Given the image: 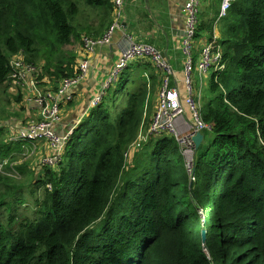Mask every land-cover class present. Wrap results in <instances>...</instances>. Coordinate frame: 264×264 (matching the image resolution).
<instances>
[{
	"label": "trees",
	"instance_id": "1",
	"mask_svg": "<svg viewBox=\"0 0 264 264\" xmlns=\"http://www.w3.org/2000/svg\"><path fill=\"white\" fill-rule=\"evenodd\" d=\"M79 1L98 10L95 24L76 22ZM112 17L110 0H0V90L16 87L19 106L16 114L0 106V216L6 199L29 187L14 157L23 142L11 139L24 102L11 61L34 68L37 85L56 92L80 74L73 39L83 50ZM224 19L217 41L225 67L211 75L200 109L212 138L195 150L192 169L168 134L149 136L144 156L134 149L125 157L162 78L139 59L143 81L121 83L123 107H115L112 88L129 66L73 129L59 159L40 164L37 178L36 163L27 164L34 210L17 215L9 206L0 219V264H264V0H233Z\"/></svg>",
	"mask_w": 264,
	"mask_h": 264
},
{
	"label": "built area",
	"instance_id": "2",
	"mask_svg": "<svg viewBox=\"0 0 264 264\" xmlns=\"http://www.w3.org/2000/svg\"><path fill=\"white\" fill-rule=\"evenodd\" d=\"M233 0H221L218 19L224 17ZM125 0H113V20L101 38H85V48L92 51L98 45L107 44L115 30L122 27L124 16ZM186 22L185 35L182 39V51L185 55L184 78L181 84L174 79V71L169 60L160 50L149 43H143L128 37L127 47L119 55L110 74L103 84L102 89L92 97L90 106H96L105 94L108 86L116 80L122 70L134 59H147L155 69L162 74L159 90L156 94L155 111L148 125L145 136L140 138L138 134L135 141L129 146V152L134 150L139 142L148 139L149 136L160 134L172 135L182 147L183 155L191 156L195 152L194 143L191 136L196 132H203L208 128L201 117V94L193 89V74L196 72L202 83V78L210 72L212 74L221 72L225 65L223 63V52L219 41L216 38L206 42L199 50L198 59L193 56V40L197 33L198 15L200 12V0H187L185 5ZM11 78L15 83L21 85L26 73L29 74V85L36 94L35 103L40 106V118L30 120L27 128L21 129L11 137L15 141H39L46 140L53 148L54 153L50 161L54 162L60 158L61 151L66 144L73 128H69L63 133H56L54 126L60 121L61 96L67 93L73 86L79 84L88 71V59L79 63L80 74L74 79H65L60 83L53 96L44 94L37 85L34 75V68L23 66L21 60L11 61ZM173 75V76H172ZM175 82L172 84L171 82ZM184 93V95H182ZM69 98V96H67ZM79 123V121H78ZM144 140V141H146ZM128 155L126 154L125 157ZM130 157V155H129ZM185 157V156H184ZM49 161V162H50ZM186 161V160H185ZM190 164V162H188ZM1 166V165H0ZM189 169V168H188Z\"/></svg>",
	"mask_w": 264,
	"mask_h": 264
},
{
	"label": "crops",
	"instance_id": "3",
	"mask_svg": "<svg viewBox=\"0 0 264 264\" xmlns=\"http://www.w3.org/2000/svg\"><path fill=\"white\" fill-rule=\"evenodd\" d=\"M220 1L221 0H201L197 34L193 40V46L197 56L200 48L206 42L213 38L218 39V31L215 30L213 24L218 19L217 13L215 12L219 10ZM110 2L113 7V0H110ZM186 2L187 0H125L122 27L113 32L107 44L96 46L92 51H88L86 54L87 56L83 52L80 55L79 63L88 59V71L85 78L79 84L73 86L66 94L61 96V116L60 121L54 126L55 132L59 134L67 131L69 128H73L74 125L78 124V121L80 122L88 115L92 107L90 106L92 97L102 89L119 55L127 47L128 37L138 42L149 43L160 50L172 66L174 79L178 80L181 84V80L184 78L183 68L185 62V55L182 51L181 43L185 35ZM97 11L98 10L89 11L88 24H95L97 22ZM209 24H212V26L209 35H207L204 28L208 29ZM105 28L106 26H104V28L102 27L98 32L91 30L90 36L101 35ZM137 62H139V59H134L130 63L134 64ZM154 69H152L153 72H158ZM117 79H119V77H117L116 80ZM29 80V74L26 73L25 79L21 81L20 89L24 97V105L21 104L23 109L19 111V117L13 118L12 121V126H14L16 130L17 127H20L21 122L22 124H26L21 128L24 129L27 128L30 122L29 119L33 120L37 118V116H40V106L35 102H27L26 95L29 96V92L31 91L34 95L29 85ZM114 81L115 80H113V82ZM171 83L175 84L173 81ZM159 84L156 87L157 91L160 87ZM59 85L60 84H58V87ZM39 88L46 95L53 96L55 94L53 91L49 90L50 86ZM157 91L154 100H156ZM182 95H184V93ZM67 96H69V98H67ZM18 107V105H15V108ZM32 112L34 114H32ZM149 119L150 116L148 117L146 125H149ZM42 143H44L45 147L43 151L48 150L49 155H52L54 150L50 145L48 146L47 141L43 142L39 140L33 142L35 145Z\"/></svg>",
	"mask_w": 264,
	"mask_h": 264
},
{
	"label": "rangeland",
	"instance_id": "4",
	"mask_svg": "<svg viewBox=\"0 0 264 264\" xmlns=\"http://www.w3.org/2000/svg\"><path fill=\"white\" fill-rule=\"evenodd\" d=\"M200 4H201V0H200ZM79 8H80V12H79L78 16L76 17V22L79 24L80 27L86 26L88 24V13L90 11V7L86 6L84 2L79 1ZM198 18H200V15H198ZM226 25H227V21H226V19H224V17H222L220 19H217L214 22V24H213V26L215 27V30L218 31V37L217 38L219 40H221L222 37H223L222 30H223V28ZM208 26H209L208 29L204 28V31H205V33L207 35H209V33H210V28H211L212 24H209ZM198 31H202V30H198ZM83 33H85V32L82 31V34ZM198 33H200V32H198ZM72 43H71V46L69 47V49H74V47H75V49H78L79 51H81L78 54V62H79V57L82 54V52L85 55L87 54V48H85V45H83V50H82L81 49L82 48V44H79V42L77 40H75V39H73ZM193 56H194L195 60L198 59L197 53L195 52V49H193ZM128 66L132 70H128V73H126L124 75L125 77L119 79L118 81L114 82V84H113V88L112 89L116 93V96H115V102H116L115 103V107L117 109H120L126 103L125 96L123 94L119 93L120 92L119 88L122 85L121 83L124 80L129 79L128 85H131L130 80L132 78H135L138 82H142L143 81V77H141L140 74H139V70L142 68V65L141 64H137V63H134V64L129 63ZM149 70H150V68H149ZM149 70L147 71L148 73H149ZM209 80H210V72L207 74V76H204L202 78V83H200V78L197 76L196 72H194V74H193L192 86H193V89L196 92H198L200 90L201 103H202V101L204 102L206 98L211 97V94L209 93V91L207 89ZM145 81H147V86L149 87V80L145 79ZM14 84H16V83H14ZM17 85L19 86V87H17V90H20L21 89V85L18 84V83H17ZM13 88H15V92H16V87H13ZM131 88H132V85H131ZM15 92H12V90H11V92H9V94H6V93H3V90H0V106H2V108H7L9 111L12 108V110L16 111L15 112V114H16L17 113V108H14V103L15 102L13 101V98H12V96L16 94ZM26 97H27V102H29V103L30 102H35L36 94L34 93V95H33L32 91H31V92H29V96L26 95ZM147 99L150 102V106H149L148 111L146 113L145 122H147L148 117L150 116V119H149V124H150L151 123V118H152L153 113L155 111V109H154L155 108V104H154L155 102L153 103V101L155 99V94L149 95ZM29 103H28V105H29ZM29 113H30V111H29ZM32 114H34V113L32 112ZM32 118H34V117H32ZM39 118H40V116H37V118H35V120L38 121ZM25 120H24V122H25ZM30 120L31 119H29V121ZM25 125L26 124H22V122H21L20 127H17L16 131H18L19 129L23 128V126H25ZM147 130H148V125L143 124L142 127H141V130L139 132V134L141 135L140 138H142V136L143 137L145 136ZM203 134H204V138H203L201 144H202V146H205L211 140L212 135L210 133V130H206ZM144 140H146V139H144ZM144 140L139 142V145L136 146V148H135V150L137 149L136 150V155L139 156V157L140 156H144V151L141 152L143 144L146 142ZM42 141L45 142L46 140H42ZM29 145H31V147ZM37 145H38L37 148H33V141H27V140H26V142L21 143V145H19V147L17 145H15L17 151L14 153V157H16L15 160H18L19 164H24V167L22 168L23 172L21 171L22 174H23L22 178L23 179L25 178L26 186L28 185L29 187H28L27 191L25 192L26 195H23V196H20V197H17V198L10 197V198L6 199V205L4 207H2V210H1L0 219L2 221H3V217H5L6 214L9 212V210H8L9 206H14V208H15L14 212L17 215H22V214H25L26 212L32 213L33 210H34L33 206H31V205H34V201H35L36 198H35L34 195L33 196L31 195V190L34 189V187L30 184L34 180L33 177H32L33 176L32 175L33 172L32 173L30 172L31 170L27 167L28 166L27 164L29 162H35L36 163V165H37L36 178H37L39 176V174L41 173V172L38 173V170H40V164H42V163H51L52 161H50V157L53 155L52 154V155L48 156V154L45 151H43V149L45 148L44 147V143L37 144ZM131 152L132 151L129 152V150H127L125 152V155L126 154L128 155L126 157L128 161H129V158H130L129 155L131 154ZM194 153H192L191 156H188L187 158H186V155H184L185 156V160H186V165H187V167L189 169H192ZM188 162H190V164H188ZM38 193L41 196L42 193H43L42 189H40L38 191ZM28 203H30L31 205H29ZM210 210L212 212L214 211L213 209H210ZM199 214H200V217L203 219L204 214H203V211H202L201 208L199 209Z\"/></svg>",
	"mask_w": 264,
	"mask_h": 264
},
{
	"label": "water",
	"instance_id": "5",
	"mask_svg": "<svg viewBox=\"0 0 264 264\" xmlns=\"http://www.w3.org/2000/svg\"><path fill=\"white\" fill-rule=\"evenodd\" d=\"M203 138H204V135L201 132H196L195 134L191 136V140L194 143L195 150L198 149V147L202 143ZM201 238H202V242L204 243L205 241V230L204 229H202L201 231Z\"/></svg>",
	"mask_w": 264,
	"mask_h": 264
}]
</instances>
